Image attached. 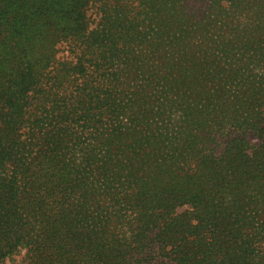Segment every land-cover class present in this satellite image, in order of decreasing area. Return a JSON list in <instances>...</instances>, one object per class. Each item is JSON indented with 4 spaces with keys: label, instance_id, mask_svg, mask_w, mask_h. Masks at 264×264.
Here are the masks:
<instances>
[{
    "label": "trees",
    "instance_id": "16d2710c",
    "mask_svg": "<svg viewBox=\"0 0 264 264\" xmlns=\"http://www.w3.org/2000/svg\"><path fill=\"white\" fill-rule=\"evenodd\" d=\"M20 254L264 264V0H0V264Z\"/></svg>",
    "mask_w": 264,
    "mask_h": 264
},
{
    "label": "rangeland",
    "instance_id": "374dc122",
    "mask_svg": "<svg viewBox=\"0 0 264 264\" xmlns=\"http://www.w3.org/2000/svg\"><path fill=\"white\" fill-rule=\"evenodd\" d=\"M251 142H252L253 144H256V143H258L259 141H258L256 138L251 137ZM179 211H183V209H180ZM22 256H23V254H20V255L17 256L16 258L11 259L10 261H8L6 264H19L20 261H21V259H22Z\"/></svg>",
    "mask_w": 264,
    "mask_h": 264
}]
</instances>
